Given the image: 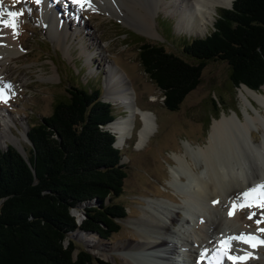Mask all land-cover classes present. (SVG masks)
<instances>
[{"label": "trees", "instance_id": "1", "mask_svg": "<svg viewBox=\"0 0 264 264\" xmlns=\"http://www.w3.org/2000/svg\"><path fill=\"white\" fill-rule=\"evenodd\" d=\"M180 41L181 55L149 42L139 46L143 70L168 110L179 108L210 60L228 64L233 86L264 85V0H232L219 8L211 32ZM99 93L97 86L71 85L68 97L27 130L26 154L13 144L0 147V264H92L72 232L108 239L120 230L126 207L114 199L127 171L105 126L111 105ZM73 208L82 211L80 220Z\"/></svg>", "mask_w": 264, "mask_h": 264}, {"label": "rangeland", "instance_id": "2", "mask_svg": "<svg viewBox=\"0 0 264 264\" xmlns=\"http://www.w3.org/2000/svg\"><path fill=\"white\" fill-rule=\"evenodd\" d=\"M48 1L58 6L54 11L60 18L70 22L64 30V48L58 45L45 29L42 18L43 4L40 0L38 3L37 0H0V20L15 21V30L20 41V54L6 62L11 67V77H7L6 82H3V86L7 85L8 88L3 92L5 98L0 99V133L6 129L4 121L10 118L11 135L19 137L22 145L7 140L6 144L0 141V147L5 149L8 144H13L26 154L31 147L27 130L31 125L38 123L43 115L50 114L57 101L68 97L71 85L88 88L97 86L100 89V98L111 105L113 119L124 115L125 110L119 103L104 99L103 75L107 63L113 62L128 80L136 105L153 112L156 126L145 143L139 148L135 147L137 129L141 125L136 114L132 134L126 137L119 147L122 151L121 162L125 164L127 171L122 193L114 199L126 207V216L120 220V230L108 239H103L92 231L85 233L94 235L107 246L133 244L140 237L132 222L141 215V206L147 203L146 199L160 196L180 202L166 180L170 178L169 164L174 163L172 152L183 150L181 140L188 139L193 144H202L211 119L218 117L222 111L228 114L234 109L241 118L243 117L237 87L229 80L228 64L223 60H210L202 69L197 86L186 94L177 110L170 111L163 105V96L159 89L143 70L139 46L142 42H149L162 45L166 51L181 55V37H200L175 30L177 15L171 14L169 8L172 6L163 9L160 8L161 5H156L152 8L154 14L150 15V20L154 32L147 36L135 28L138 25L135 13L119 14L102 3L98 7L79 3L77 5L81 7V11L74 15V11L65 6V0ZM219 8L221 6L216 7L214 21ZM9 11L21 14L12 18L8 16ZM77 16L84 24L86 22L85 28L78 27ZM166 20L170 21L171 31L164 25ZM212 30L213 25L207 33ZM135 37L141 40L135 42ZM81 42L84 43L85 49L79 46ZM92 57L95 59L91 60ZM151 95H154L155 99H151ZM255 106H249L248 110L251 113L258 112L264 118V107L256 103ZM250 132L251 139L259 141L263 131L259 127H252ZM240 147L247 167L251 168L249 151ZM260 200L255 204L245 205L240 214L241 221L248 220L251 226L258 230L264 229V208L260 207L264 200ZM80 214L81 219V211ZM257 221L261 222L258 224ZM194 228L197 227L194 225ZM77 230L71 235L77 247L91 254L92 264H122L121 255L116 253L117 250H111L114 260L106 257L91 249L78 235H74ZM195 244L193 248L184 249L183 258L186 264L194 262L195 251H198ZM258 255L264 258V249ZM141 256L135 255L137 260ZM198 261L209 264L200 258ZM215 263L223 264V259Z\"/></svg>", "mask_w": 264, "mask_h": 264}, {"label": "bare ground", "instance_id": "3", "mask_svg": "<svg viewBox=\"0 0 264 264\" xmlns=\"http://www.w3.org/2000/svg\"><path fill=\"white\" fill-rule=\"evenodd\" d=\"M40 1L43 4L45 29L63 47L66 40L64 30L70 22L55 13L58 6L52 5L48 0ZM231 2L232 0H86L85 3L88 7H98L102 3L119 14L135 13L138 24L135 28L147 36L154 32L150 20V15L154 14L152 8L156 5H161L160 8L163 9L172 6L169 8L171 14L177 15L175 30L202 37L213 25L216 7H230ZM77 4L79 3H74L73 0H65V6L73 10L74 15L81 11ZM76 24L79 28H85L86 22L84 24L77 16ZM79 46L86 48L83 42ZM19 52L20 41L16 30L7 24H0V89L3 92L8 88L7 85L3 86V82L11 77V67L6 62L18 56ZM93 59L95 57L91 58ZM102 84L104 99L119 103L125 110L124 115H119L107 125L116 134L115 145L122 146L125 138L132 134L134 117L138 114L141 125L137 129L135 147H141L155 130L153 112L136 105L128 80L113 62L107 63ZM237 91L244 114L242 118L234 109L228 114L222 111L218 117L211 119L202 144L182 139L183 150L172 152L174 163L169 164L170 178L166 181L180 202L160 196L146 199L147 203L141 206V215L132 222L140 237L138 241L128 243L127 246H107L94 235L79 229L74 235L82 238L91 249L113 260L111 250H117L122 264H186L184 249L193 248L194 243L198 251H195L193 264H202L198 258L209 264H218L215 261L221 258L223 264H264V258L258 255L264 249V243H260L264 241V232L252 227L248 220H240L243 207H236L232 215H229L234 203L247 205L257 203L258 199L264 200V188L257 187L264 185V118L258 112L251 113L248 110L249 106L255 108V103L264 107V85L254 90L242 83L237 86ZM151 99H155L154 95H151ZM9 122L10 118L4 121L6 129L0 133V141L6 144L9 140L22 146L20 138L11 135ZM252 127L262 129L259 141L251 139ZM240 146L249 151L251 168L247 167ZM250 189L254 191L249 192ZM245 192H249L247 197L243 195ZM72 212L80 219L79 208H73ZM176 224L178 226L175 227ZM241 234L256 239L252 243L229 239ZM134 254L142 256L137 260ZM240 256L246 258H229Z\"/></svg>", "mask_w": 264, "mask_h": 264}, {"label": "snow or ice", "instance_id": "4", "mask_svg": "<svg viewBox=\"0 0 264 264\" xmlns=\"http://www.w3.org/2000/svg\"><path fill=\"white\" fill-rule=\"evenodd\" d=\"M39 2V0H37V3ZM74 3H80V4H83L86 2V0H73ZM21 13H17V12H12V11H9L8 12V16L9 17H12V18H15L16 16L20 15ZM0 24H7L9 26H11L13 28V30L15 31V28H16V24H15V21L14 20H8V21H3V20H0ZM4 95H3V89H0V99H4ZM257 187H260V188H264V185H258ZM251 191H254V189H250L249 192ZM249 192H245L243 193V195L245 197H247L249 195ZM245 205L244 204H236L234 203L233 204V207L232 209L229 210V215H232V212L233 210L236 208V207H244ZM250 206V205H249ZM260 207L264 208V203H260ZM251 215V214H250ZM261 221H257V223L259 224ZM260 231H264V229H259ZM229 239H241V240H244L245 242L247 243H252V241H254L256 238L253 237V236H245L244 234H241L240 236L238 237H230ZM221 243H225L226 242H221ZM260 243H264V241H260ZM253 246H255L253 244ZM230 259H239V260H243L245 259L246 257L244 256H240V257H229Z\"/></svg>", "mask_w": 264, "mask_h": 264}, {"label": "water", "instance_id": "5", "mask_svg": "<svg viewBox=\"0 0 264 264\" xmlns=\"http://www.w3.org/2000/svg\"><path fill=\"white\" fill-rule=\"evenodd\" d=\"M17 149L20 150L18 147H17ZM20 151H22V150H20ZM81 212H82V211H81ZM82 214H83V213H82Z\"/></svg>", "mask_w": 264, "mask_h": 264}]
</instances>
